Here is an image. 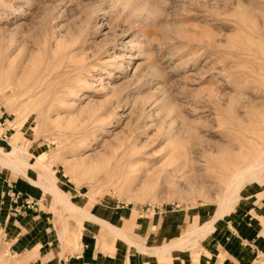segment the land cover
Segmentation results:
<instances>
[{
  "label": "rangeland",
  "instance_id": "obj_1",
  "mask_svg": "<svg viewBox=\"0 0 264 264\" xmlns=\"http://www.w3.org/2000/svg\"><path fill=\"white\" fill-rule=\"evenodd\" d=\"M0 139L27 163L3 173L29 167L53 202L54 249L98 219L71 203L129 217L99 219L130 237L114 252L153 238L143 216L216 212L166 245L193 243L264 188V0H0ZM32 255L0 234V264Z\"/></svg>",
  "mask_w": 264,
  "mask_h": 264
},
{
  "label": "crops",
  "instance_id": "obj_2",
  "mask_svg": "<svg viewBox=\"0 0 264 264\" xmlns=\"http://www.w3.org/2000/svg\"><path fill=\"white\" fill-rule=\"evenodd\" d=\"M24 169V172L11 169L14 176L0 169V234L11 251L33 253L28 264H264V188L261 186L246 188L247 195L229 218H218L210 232L195 234L196 241L185 242L186 247L166 244L180 238L182 230L190 229L187 226L203 225L216 212L207 208L189 216L166 213L143 216L138 223L153 238L132 251L120 247L121 251L114 252L103 249L106 237L117 239L119 244L130 237L123 238L110 229L111 234L105 235L104 223L99 219L115 226L119 221L126 223L129 217L103 205H90V213L99 221L84 219L79 237L81 248L68 252L54 249L59 238L53 202L46 200L42 186L31 181L38 180L31 169Z\"/></svg>",
  "mask_w": 264,
  "mask_h": 264
},
{
  "label": "bare ground",
  "instance_id": "obj_3",
  "mask_svg": "<svg viewBox=\"0 0 264 264\" xmlns=\"http://www.w3.org/2000/svg\"><path fill=\"white\" fill-rule=\"evenodd\" d=\"M0 153H2L3 155H5V157H8V159L10 158V160H7V159H3V158H1L0 157V164H2V163H4V162H7V161H14V162H17V163H19V164H22V165H27V163L25 162V160L24 159H20V158H17L16 157V155H15V153L14 152H5L3 149H1L0 148ZM18 153V152H17ZM261 165H260V163H257V164H252V165H246L244 168H242V169H240L238 172H237V174H235V177H234V179L230 182V184H229V186L234 182V181H237V182H241L242 181V177L246 174V172L249 170V169H253V168H258V167H260ZM52 191H56L55 190V188H52ZM61 195H63V194H61ZM61 195H57L58 197H60ZM66 198V197H65ZM67 200L69 199L68 197L66 198ZM225 207V206H224ZM71 209L73 210V211H76V212H80L82 215H84V216H86V217H88V216H90V215H92L89 211H84L83 209H81V208H78V207H76L75 205H73L72 203H71ZM226 209V208H225ZM221 210H222V208H221ZM223 211V210H222ZM222 211H221V213H222ZM223 214V213H222ZM222 216V215H221ZM216 221V220H215ZM108 225H109V227L112 229V227H113V225H112V227H111V224H109V223H107ZM206 227V226H205ZM114 228V227H113ZM214 228V225L213 224H210L208 227H206L205 229H207V231L206 232H210L212 229ZM114 230V229H113ZM115 230H117L116 228H115ZM119 231L120 230H118L117 232L119 233ZM119 235L120 236H122L123 234L122 233H119ZM123 238H125L124 237V235L122 236ZM187 240H183V241H179L178 242V244H177V246H184L185 245V242H186ZM193 241V240H192ZM187 244V243H186ZM190 248V247H189Z\"/></svg>",
  "mask_w": 264,
  "mask_h": 264
},
{
  "label": "built area",
  "instance_id": "obj_4",
  "mask_svg": "<svg viewBox=\"0 0 264 264\" xmlns=\"http://www.w3.org/2000/svg\"><path fill=\"white\" fill-rule=\"evenodd\" d=\"M3 136L5 137V134Z\"/></svg>",
  "mask_w": 264,
  "mask_h": 264
}]
</instances>
